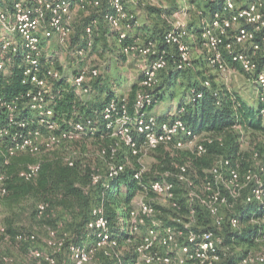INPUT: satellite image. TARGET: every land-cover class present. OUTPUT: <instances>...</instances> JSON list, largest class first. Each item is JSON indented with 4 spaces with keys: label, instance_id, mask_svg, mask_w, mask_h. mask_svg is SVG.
I'll use <instances>...</instances> for the list:
<instances>
[{
    "label": "built area",
    "instance_id": "1",
    "mask_svg": "<svg viewBox=\"0 0 264 264\" xmlns=\"http://www.w3.org/2000/svg\"><path fill=\"white\" fill-rule=\"evenodd\" d=\"M147 1L13 0L11 6L0 5V75L6 73L10 65L18 63L23 69V83L29 86L26 92L13 99L0 96V110L7 114V121L0 125V143L10 155L39 153L43 149L60 147L67 142L95 135L102 126L116 130L132 156H140L141 164L144 154L154 153L162 146L189 151L196 156L207 154L211 145L223 146L221 136L199 133L184 120L185 106L178 108L167 119L161 118L153 109L144 110L154 102L153 92L162 80V73L195 70L194 43H198L206 67L219 76L225 78L241 71L258 86L264 121V0H189L190 6L184 12L199 16L196 28H190L188 23H179L167 29L163 35V50H159L157 41L141 42L140 38L128 41L139 24L133 9L146 7ZM75 4L86 16L102 13L103 19L92 20L85 26L86 45H73L71 54L76 62L84 60L88 64L78 68L70 85L80 97L92 94L90 81L97 80L101 75L100 70L92 65V59H95L92 51L96 38L102 33L100 24L104 22L117 34L120 51L127 58L146 61L141 88L136 94L138 111L134 117L129 116L126 106L122 115L114 117L118 102L113 99L104 109L100 121L77 114L69 127L64 129L54 119V105L61 91L55 88L53 81L60 80L63 73L58 68L57 57L46 52L43 41L57 37L66 51L71 48L70 42L75 33ZM193 30H197L198 34ZM191 37L193 44L190 43ZM202 78L190 87L188 104H195L203 97V88L220 96L221 91L214 89L211 77L204 73ZM235 128L241 126L236 125ZM117 149L112 150V162L108 165L111 180L132 164L128 157L123 162H115ZM258 158L259 153L251 156L253 162ZM242 166L239 160L234 163L230 158L221 156L205 171L206 177L199 185L188 166L181 165L176 182L170 180L167 173L145 186L129 217L132 234L144 231L135 264H223L228 256H232L231 246L225 244L224 229L228 224L232 231L240 230L236 201L243 198L246 192L245 204L264 199L260 176L264 169L261 165L256 168L250 162L244 171ZM39 170V164L31 165L22 176L32 179ZM145 170L144 167L136 177L139 178ZM99 179L95 176L94 183ZM106 185L111 187L110 182ZM179 185L187 199L185 212L178 197ZM149 193L165 202L169 209L176 210L178 215L173 218L176 224L166 223L163 218L158 220V224H150L159 214V209L147 199ZM198 207L206 212L209 222H200ZM41 208L44 209V206ZM88 228L98 231L99 237L92 247L69 245L70 264H88L100 249L106 256L121 262L119 242L109 232L103 206L93 209ZM4 231L5 228L0 226V232ZM66 237L65 234L58 238L57 232L51 230L48 244L56 252H61ZM37 238L36 234L26 233L17 237L19 241L33 244L30 248L32 257L56 264L53 256L35 244ZM257 242H264V230ZM12 260L5 258L6 262ZM237 264H264V250L257 255L249 254Z\"/></svg>",
    "mask_w": 264,
    "mask_h": 264
},
{
    "label": "trees",
    "instance_id": "2",
    "mask_svg": "<svg viewBox=\"0 0 264 264\" xmlns=\"http://www.w3.org/2000/svg\"><path fill=\"white\" fill-rule=\"evenodd\" d=\"M99 19H103L102 13H92L87 16L81 13V22L77 26L78 32L72 36V40L78 43L79 39L87 38L85 26L90 21ZM165 31L166 29L156 31L158 37L154 31H146L147 35H151L147 41H157L159 50H163ZM123 55L120 53V56ZM186 72L174 70L167 72L153 92V104L144 110H152L165 100L167 89H172L177 78ZM188 81L190 85L192 76ZM56 82H58L57 87H61V92L54 105V119L59 121L64 129L69 127L71 120L75 119L77 114L100 121L104 109L113 99L118 102L117 111L113 113L114 117L123 114L124 106L130 117H134L138 111L136 94L139 87L141 88L142 78L140 82L133 85L131 92L127 95L115 94L121 85L120 81L103 87L106 97L101 100L95 99L88 106L80 99L75 88L71 86L67 88L65 80L61 82L56 80ZM102 84L104 81L100 80L98 86L101 88ZM28 89L29 86L23 83L22 68H14L7 76L0 75V96L13 99ZM203 91L204 95L197 103L185 105L186 113L183 118L199 133L207 132L221 136L224 145H211L207 154L203 156H196L189 151L174 149L170 146H162L152 153L155 156L152 168L143 171L139 178L136 175L143 170V165L122 144L116 130L103 126L95 135L67 142L60 147L43 149L39 153L19 152L10 155L0 143V208L6 209L5 218L0 224L5 228L4 233L0 232V244H5L8 251L14 248L22 254L30 255V248L33 244L19 241L17 237L25 233L37 235L35 229H47L48 236H50L51 230H54L58 238L66 234L67 240L61 252H56L51 247L52 253L49 254L56 259V264H70L69 245L81 244L92 247L96 243L99 232L89 229L88 224L92 218L93 209L103 206L109 232L119 242L122 261L119 262L106 256L103 249L97 251L95 259H99L101 264H135L142 236L129 231V217L134 209L136 197L143 192L144 187L149 186L154 180L161 179L167 173L170 174L168 178L176 182L178 167L181 165L188 166L190 174L199 185L206 177L205 171L210 169L221 156L230 158L234 163L239 160L242 162V171H244L249 167V159L248 154L241 151L240 135L235 131V126L240 125L241 129L247 133L264 134V121L261 116L262 103L259 100L256 105H250L239 95L229 91H224L219 97L209 89L203 88ZM6 121L7 114L0 110V125ZM89 139H94V148L88 151L83 143ZM114 148H118L114 158L115 162H123L128 157L131 158L132 164L125 172L111 180L108 177V165L112 162L111 156ZM103 151L105 154H102ZM34 164H39L40 170L36 177L28 180L22 176V173ZM261 166L264 169V157ZM95 176L100 177L97 183H94ZM260 176L264 190V171L260 172ZM107 182H110V188H107ZM177 191L180 192L178 197L182 210L185 212L187 199L180 190V185ZM246 195L247 192L244 193L243 198L236 201L237 216L240 226L244 228L232 231L226 224L224 229L226 245L256 244V239L264 230V199L245 204ZM42 206L44 209L41 208ZM167 212L172 218L170 219L167 214L163 216V220L166 223L176 224L173 221V218L178 215L176 210L168 209ZM198 213L200 222H209L210 219L203 208L198 207ZM24 218L30 222L31 227L27 228L23 224ZM6 237L9 239L7 240ZM39 242L38 237L35 243L38 247H40ZM248 255V250H246L238 255L228 256L223 264H237ZM7 257L13 259L7 251H3L0 247V264H14V260L6 262ZM32 258L31 264H51L44 259Z\"/></svg>",
    "mask_w": 264,
    "mask_h": 264
},
{
    "label": "rangeland",
    "instance_id": "3",
    "mask_svg": "<svg viewBox=\"0 0 264 264\" xmlns=\"http://www.w3.org/2000/svg\"><path fill=\"white\" fill-rule=\"evenodd\" d=\"M189 6V0H148L146 7L135 9L136 13L134 14L136 15V18L138 20L139 27H136L138 29L136 32H134L133 38H140L141 42L149 39L151 35L145 34V29H152V31H154L155 35L158 37L156 31L158 32L163 29H171L175 24L177 25L179 23H190V26H194L198 23L199 16L196 13H185L184 10ZM80 16V13H76V26L80 25ZM140 24L144 25L143 28H145H142L143 30L141 32ZM193 31L197 33V30ZM73 43H75V40H72L70 42L71 48H68V51H66L65 49L62 52L59 51L60 59L58 60H61V63H63L64 65V71L66 73L67 78L65 82L68 85L67 88L71 86L69 78L72 79V77L78 70V67H71V65H69L68 63L69 60L76 62V59L71 54V52H73L74 50ZM98 43L95 42V46L92 51V54L95 55V59L97 60L98 58V60L97 63L95 61H93V63L96 64L95 67L98 68L100 72L102 71V74L97 80H95V84L94 81L92 82V85L95 89L101 90L94 95L93 99L101 100L106 97L103 87H108V85H113L117 81H120L121 83L125 84L124 89L127 91V89H129L130 87V84L133 83L134 79L138 76L139 71L134 65H132L133 62L126 63L125 61H123V59H121L124 58V55L120 56V51L118 47L117 49L116 47L111 48V51L108 52L106 49L103 48V42L99 44L100 46L97 45ZM190 43H194L192 37L190 39ZM194 48V60H196L195 62L201 61L202 65H199V67H201L202 69L196 70L198 68H196L195 66V70H188L183 75H180L177 78L175 84H173L174 87L172 89H167L165 100H163L160 104L156 106L154 111L156 114H158L161 118L164 119L169 118L172 112L177 111L181 103L185 100L190 85L193 83H199L203 79L202 74L204 73L211 77L213 85L216 88L220 89L221 93H224V91H229L239 95L245 102L250 105H256L258 103V86L254 84V82L249 81L248 77L243 72L240 71L235 74L233 73L232 75L223 78L210 68L206 67L205 63L203 62V56L200 52V47L198 43H194ZM115 51L116 57L119 59V61H117V58L113 55ZM189 75L195 77L194 82H191L190 85L188 84V80L190 79ZM99 79L101 81L106 82L105 86L104 84H102L101 88L98 87V84L100 82ZM120 93L121 92L119 91L115 92L116 95H120ZM92 95L93 94H88L84 95L83 97L89 98ZM235 131L240 135L241 151L247 153V158L249 159L250 164L258 168L261 165V161L264 157L262 156L264 155V134L247 133L241 128H235ZM93 142L94 139H89L86 143H83L86 149H88V151L94 148ZM254 153H261V156L256 160V162H253V160H251V156ZM137 159L140 161V156ZM141 162L144 165L145 169L149 170L155 163V156L152 153H146L141 157ZM147 199L150 200L159 209V214L150 222V224H158V220L164 218L163 216H166L167 214L169 215L168 217L170 219L172 218L171 215L167 212L169 207L165 202L159 200L153 195L147 196ZM139 201L140 194H138V196L136 197L135 202ZM5 210V208H0V224L3 223V220L5 218ZM22 222L27 228L31 227L30 222L26 218H24ZM240 228L243 229L244 227ZM35 232L37 233L40 239L39 244L42 250L48 254L52 253V249L48 244L50 236H48L47 229H35ZM143 233L144 231H142L141 234L139 232V235L143 236ZM0 247L3 249V251H7L8 254L13 257V260L15 261L14 264H31V261L33 260L31 255L22 254L14 248L9 249L8 251V247L3 243L0 244ZM246 250H248V254L250 255H257L264 250V242H257L256 244L250 246L239 244H233L231 246V252L233 253V255H238ZM90 264H101V261L99 259L94 258L92 262H90Z\"/></svg>",
    "mask_w": 264,
    "mask_h": 264
},
{
    "label": "crops",
    "instance_id": "4",
    "mask_svg": "<svg viewBox=\"0 0 264 264\" xmlns=\"http://www.w3.org/2000/svg\"><path fill=\"white\" fill-rule=\"evenodd\" d=\"M12 2H13V0H0V5H2L3 7H8V6H11V4H12ZM134 11H135V8L133 9ZM76 13H80V15H81V13H83L82 11H81V9L78 7V5L77 4H75L74 6H73V25L75 26V29H76V32L74 33L75 35L77 34V26H76ZM81 17V16H80ZM192 24V23H191ZM188 25H189V27L191 28V27H193V28H196V26H197V24H195L194 26H190V23H188ZM138 27H139V25H138ZM144 27V25H142V24H140V32L143 30V29H145V28H143ZM143 28V29H142ZM100 29H101V31H102V33H101V35L99 36V37H97V39H96V42L98 43L97 45L98 46H100L99 44L100 43H104L103 44V48L104 49H106L108 52H110L111 51V48H114V47H116V49H117V47H118V49H119V51L121 50L120 49V47L118 46V42H117V34L113 31V30H111L107 25H105V23L104 22H101V24H100ZM137 29L138 28H136L131 34H130V36H131V40H132V38H133V34H134V32H136L137 31ZM149 30H152V29H145V34H147V32L146 31H149ZM12 36V35H11ZM98 39H100V40H98ZM80 41L78 42V43H73L74 45H86V38L85 39H79ZM72 41V40H71ZM146 41V40H145ZM43 44H44V48H45V50H46V52L47 53H54L58 58H57V65H58V68L60 69V70H62V73H63V75H62V78H61V81H63V80H67V78H66V73H65V71H64V65H63V63H61V60H58V59H60L59 58V56H60V54H59V51H63L64 50V47L59 43V40H58V38L57 37H54V38H52V39H44V41H43ZM56 48H57V50H56ZM114 52V51H113ZM120 53H122L121 51H120ZM113 55L116 57V51H115V53H113ZM117 58V57H116ZM121 59H123V61H125L126 63L127 62H133L132 63V65H134L136 68H137V70L139 71V74H138V76L134 79V81H133V83H131L130 84V87H129V89H127V91L124 89V85L125 84H123V83H121V85L119 86V88H117V90H116V92L117 91H119V92H121L120 94H125V95H127V94H129L130 92H131V90H132V87H133V85L134 84H136V83H138V82H140V79L142 78V71H143V68L145 67V65H146V61H144V60H139V59H131V58H128L127 59V57L126 56H124V58H121ZM199 59V58H198ZM197 59V60H198ZM97 60H98V58H97ZM97 60L96 59H92V61H95L96 63H97ZM117 61H119V59L117 58L116 59ZM60 61V62H59ZM61 63V64H60ZM69 65H71V67L73 66V67H75V68H80V67H83V66H86L88 63L87 62H84V60H78V62L76 63L75 61H71V60H69ZM68 63H67V65H68ZM82 63V64H81ZM92 65H96L95 63L93 64L92 63ZM199 65L201 66L202 64H201V61H197L196 62V68H198V69H196V70H201L202 68L201 67H199ZM16 67H20L19 65H18V63H14V64H12V65H10L9 66V70L6 72V73H4L3 75H9L12 71H13V69L14 68H16ZM21 68V67H20ZM101 74H102V71H101ZM166 73H164L163 74V76L165 75ZM163 76H162V78H163ZM104 78V77H103ZM194 76L192 77V83L194 82ZM69 80L71 81V79L69 78ZM60 80H59V82H61ZM54 82V86H55V88L56 89H61V87H57V84H58V82H56V81H53ZM66 83V82H65ZM90 83H92L91 81H90ZM96 83V81H94V84ZM104 84H106V82H104ZM72 87V86H71ZM99 87V86H98ZM92 96L91 97H89V98H85V97H83V96H79L80 97V99L82 100V101H84V103L88 106L92 101H94L95 99H93L94 98V95L97 93V92H99V91H101V90H98V89H95L94 87H93V85H92ZM187 89V88H186ZM189 97H190V88H188V93H187V96H186V98H185V100L181 103V105L179 106V108L180 107H182V106H185V105H187L188 103H189ZM257 100H258V98H257ZM183 104V105H182ZM156 108V107H155ZM155 108L153 109V111H155ZM176 113V111L175 112H172V114L171 115H174ZM164 119V118H163Z\"/></svg>",
    "mask_w": 264,
    "mask_h": 264
}]
</instances>
